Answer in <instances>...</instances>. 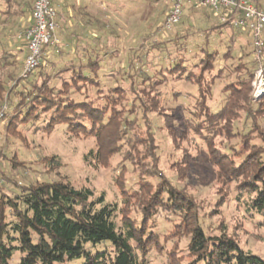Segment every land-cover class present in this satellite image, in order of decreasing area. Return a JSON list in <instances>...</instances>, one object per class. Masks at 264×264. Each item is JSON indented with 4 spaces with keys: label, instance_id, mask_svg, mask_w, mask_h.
I'll return each mask as SVG.
<instances>
[{
    "label": "rangeland",
    "instance_id": "rangeland-1",
    "mask_svg": "<svg viewBox=\"0 0 264 264\" xmlns=\"http://www.w3.org/2000/svg\"><path fill=\"white\" fill-rule=\"evenodd\" d=\"M29 1L11 0L12 15L1 18V24L6 23L5 29H26L24 24L28 19L24 18L21 22L19 14ZM95 1L97 5L85 11L81 19H86L98 34H104L103 40L118 47V56L126 48L127 53H122L121 63L136 49L146 47L152 48V63L159 62L157 67L160 68L159 64L165 63L160 61L159 57L164 53L161 51L168 48L167 51L177 52L175 54L178 56L191 59L193 68H188L190 78L203 81L202 91L208 94L206 101L213 112L224 105L227 97L224 88L228 89L229 84L237 83L239 86L241 82L249 80L246 83L251 82V103L246 109H236L234 112L237 116H232L230 122L211 119L212 123L209 125L204 121L206 112L198 104L200 99L195 98L197 88L186 81H167L162 87L161 104L164 106L148 115L155 138L154 148L152 145L149 148L157 157V162L148 155L150 150H145L142 146V143L144 145L147 142V131L151 130L147 128V123L144 125V110L140 102L142 100L152 104L154 94L148 88L128 95L126 107H120L121 114L133 120L134 129L124 130L127 134L123 135L124 139L117 145L120 152L112 154L104 165L96 163L94 157L89 155L92 151L97 153L95 138L74 137L64 126L47 135L42 125L35 122L19 126L18 135L11 136L9 140L5 138L4 124L0 122V191L14 197L11 187L13 184L26 187L37 180L65 179L77 188L91 189L94 198L104 195L106 202L117 206L119 222L128 217L132 223L140 225L143 223L141 207L137 198L135 200L129 196H133L143 182L155 191L163 181H168L180 195L194 204L195 216L209 236H227L237 241L245 251L264 259L263 217L248 211L247 207L254 195L243 190V179H235L231 168L223 170L224 176H220V169L212 164L208 147L210 142L221 154L233 159L236 165L249 154V151L243 149L246 143L253 148L264 147V138L260 134L264 132V70L259 73L258 64L251 67L256 61L264 60V51L263 57L256 60L252 53V38L238 31L234 34L236 50L233 52L234 56L242 57L224 61L222 54L230 45L229 30L223 29L221 34L216 31L207 38L204 31L212 25L222 23L213 16L211 22L203 25V20L210 18L208 16L211 11L197 8L199 5H194V0L186 5L181 22L166 32L161 26L173 0ZM7 3L8 0H0L3 9ZM156 40L166 44L155 47ZM201 47L220 53L216 63L214 62L216 67L213 73L205 72L203 75L208 59L201 63L204 58L200 52ZM149 61L146 59L147 64ZM165 61L164 65H167L168 59ZM118 66L119 64H115L113 69H118ZM149 67L148 65L147 68ZM250 67L252 77L245 70ZM216 74L220 78H213ZM159 80H163L161 75ZM175 92H180L181 95L175 96ZM5 105L4 102L0 104V118ZM190 126H199V131H194L193 128L192 131L189 130ZM50 161H54V164L59 161L60 164L51 168ZM123 190L127 194L124 195ZM125 197H128V201ZM186 223L184 225L183 217L170 209L155 210L151 219L144 221V225L149 228L151 241H147L149 249L145 254L138 251L142 264H170L171 257L175 258L176 264H189L193 260L189 254L192 225L191 221ZM20 258L21 255L17 253L11 264H19Z\"/></svg>",
    "mask_w": 264,
    "mask_h": 264
},
{
    "label": "trees",
    "instance_id": "trees-1",
    "mask_svg": "<svg viewBox=\"0 0 264 264\" xmlns=\"http://www.w3.org/2000/svg\"><path fill=\"white\" fill-rule=\"evenodd\" d=\"M247 1L264 10V0ZM33 3L34 0H30L27 4L31 13ZM11 15L10 6L7 10L0 9V26L6 24H1V18ZM209 15L210 20L215 16L212 11ZM229 27L228 23L212 25L204 33L209 38L216 31L221 34L223 28ZM234 42V39L231 40L223 52L224 61L242 57L234 56ZM8 43L10 38L7 34L0 39V104H6L1 110L0 122L4 124L5 138L10 140L11 136L18 135L19 126L29 123L41 124L47 135L64 126L74 137L96 139L97 153L92 151L89 155L102 165L112 154L120 152L117 145L127 134L125 131L134 129L133 120L121 114V111L126 107L128 95L136 94L140 89L148 88L154 94L152 104L140 100L144 125L147 123V128L151 129L147 131V142L142 146L150 152L151 147L155 146V138L148 115L164 106L161 104L162 87L169 80L186 81L197 88L195 98L200 99L198 104L206 112L204 121L209 125L211 119L230 122L232 116H237L234 112L236 109H246L251 103V82L246 83L249 80L241 82L239 86L237 83L229 84L228 89L224 88L227 96L224 105L213 112L206 101L208 94L202 91L203 81L190 78L188 68H193L191 59L167 51L168 48H164L161 51L164 53L159 57L165 63L167 58L168 66L160 63L159 68V62L156 65L152 63V48L137 49L121 63V60L117 62L118 48L114 45L109 52L105 47H77V43L66 49L59 43L44 49L37 72L25 79L21 77L22 61L17 60ZM161 44L166 43L156 40L154 46ZM200 52L204 55L201 63L208 59L203 75L205 72L213 73L216 67L214 62L220 53L203 47ZM108 53L112 64L103 63V56ZM146 59L150 60L149 64ZM115 64H119L118 69H113ZM257 64L264 68V60L256 61L251 67ZM148 65L151 69L147 68ZM251 67L245 68L249 77L253 75ZM160 75L163 78L161 81ZM213 78L220 76L216 74ZM174 95L181 93L175 92ZM247 113L250 115L249 111ZM189 128L199 131V126ZM260 134L264 138V132ZM209 143L212 164L220 169V176H224L223 170L231 168L235 179H243V190L254 195L253 200L247 203L248 211L263 217L264 226V147L253 148L246 143L243 149L249 154L236 165L233 159H228L227 155L221 154ZM148 155L153 161H158L153 152ZM57 162L54 164V161H50L51 168L59 166L60 162ZM11 187L14 197L0 191V264H11L17 253L21 255L19 264H142L138 251L145 254L151 241L149 228L144 221H149L154 211L161 208L180 214L184 225H187L186 221H191L189 254L193 260L189 264H264V259L245 251L237 241L227 236H209L195 216L194 204L180 195L168 181H163L155 191L143 182L139 190L129 196L135 200L137 198L141 207L143 223L140 225L132 223L128 217L119 222L117 206L106 202L104 195L94 198L91 189L77 188L65 179L37 180L26 187L16 184ZM123 193L127 194L125 190ZM125 200L128 201V197ZM176 263L175 258L171 257L170 264Z\"/></svg>",
    "mask_w": 264,
    "mask_h": 264
},
{
    "label": "built area",
    "instance_id": "built-area-1",
    "mask_svg": "<svg viewBox=\"0 0 264 264\" xmlns=\"http://www.w3.org/2000/svg\"><path fill=\"white\" fill-rule=\"evenodd\" d=\"M65 0H34L31 19L32 25L26 28L19 38L28 50L21 73L28 78L42 62L43 51L48 46L60 43L57 37L59 24L58 7ZM191 0H173L172 7L164 21L163 30H172L184 15L185 7ZM197 5L212 11L222 24H229L235 29L249 33L252 38L254 57L259 60L264 51V10L249 3L247 0H194ZM194 2V4H195ZM260 72L264 68L260 67Z\"/></svg>",
    "mask_w": 264,
    "mask_h": 264
},
{
    "label": "crops",
    "instance_id": "crops-1",
    "mask_svg": "<svg viewBox=\"0 0 264 264\" xmlns=\"http://www.w3.org/2000/svg\"><path fill=\"white\" fill-rule=\"evenodd\" d=\"M95 4H96L95 0H66L65 3L61 4L58 7L57 22L59 24V27L57 30V37L59 38L60 43L64 45L66 49H69L71 46H74V44L77 43L76 45L77 47H82V48L86 47L89 49L93 46L100 48L105 47L109 50V52H111L110 50H112V43L103 40L102 36L104 34H98L95 28L86 22V19H84V21L81 19L84 12L91 9V7L97 5ZM194 5H197L196 2ZM8 6H10L11 8V2L9 0L7 6H5L6 8L3 9V6H0V9L7 10ZM27 8L28 5H26L25 8L21 9V14H19V20L21 22L25 19L26 20L28 19L27 22H25L24 24L25 28H28L32 25V19L30 17L31 11L28 10ZM197 8L200 9V6H197ZM197 8H195L196 11H198ZM203 22H204L203 25H206L207 23L211 22V20L209 18L208 20L207 19L203 20ZM23 29L24 28H22L21 30L17 29L14 31L12 30L9 31L5 29V26L3 27L0 26V39L6 37V35L8 34V38H10V43H8L9 45L8 47L13 50L17 60L22 61L23 64L22 66H24V62L28 54L26 44L19 38V35L21 34V32H23ZM226 29H228L230 33L231 38L229 39V41L233 39L235 41L234 34L238 33V29L235 28H226ZM125 49L123 48V51L121 50V52L119 53V60H121L122 53L124 54V51H126ZM125 53H127V51ZM109 57H110L109 53L103 56L104 64H107L108 62L109 64L112 63Z\"/></svg>",
    "mask_w": 264,
    "mask_h": 264
}]
</instances>
